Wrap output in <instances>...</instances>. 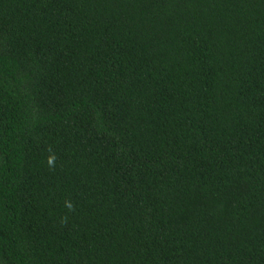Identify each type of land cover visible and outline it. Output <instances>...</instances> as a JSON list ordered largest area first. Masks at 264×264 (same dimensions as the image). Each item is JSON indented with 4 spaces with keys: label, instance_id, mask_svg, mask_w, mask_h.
Returning a JSON list of instances; mask_svg holds the SVG:
<instances>
[{
    "label": "trees",
    "instance_id": "1",
    "mask_svg": "<svg viewBox=\"0 0 264 264\" xmlns=\"http://www.w3.org/2000/svg\"><path fill=\"white\" fill-rule=\"evenodd\" d=\"M0 264H264V0H0Z\"/></svg>",
    "mask_w": 264,
    "mask_h": 264
}]
</instances>
